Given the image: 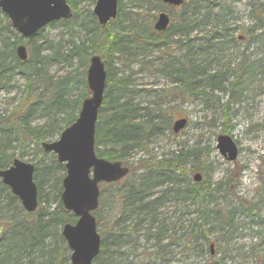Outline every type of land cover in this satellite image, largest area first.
<instances>
[{"label":"trees","instance_id":"trees-1","mask_svg":"<svg viewBox=\"0 0 264 264\" xmlns=\"http://www.w3.org/2000/svg\"><path fill=\"white\" fill-rule=\"evenodd\" d=\"M137 1L139 0H117V16L106 25H99L89 10L87 22L83 24L86 27V38L82 41L72 39L68 47L53 48L49 54L42 52L49 48H43L37 43L42 31L39 30L24 41L29 52L25 61L18 60L15 55V45L21 41V38L0 11V85L2 78L13 73L24 79L20 97L14 102L8 114L0 117L1 168L9 165L13 158H17L16 156H22V152L13 149L28 147L31 143L38 149L42 141L53 140L75 120L82 100L90 94L85 72L92 54H98L103 58L107 86L96 121L94 145L96 156L128 164L125 154L135 148L142 150L143 141L147 137L163 131L174 134L170 126L173 113L166 108L155 109L148 104L133 105L129 98L120 100L123 97L121 93L124 92L121 88L126 91L127 80L117 78L110 82L107 68L110 54H121L128 48L131 49L133 56H136L134 53H137L138 49L147 46L158 50V57L165 62L164 70L171 76L170 82L173 84L167 88L165 94L176 96L181 102L191 101L199 96L206 97L207 100L212 99L213 104L220 110L221 124L226 123L229 127V105L234 102L229 100L225 104H219L218 97L211 98L209 91L211 94L213 91L235 93L244 74H248V69L251 70L249 67L257 68L261 64L255 62L245 71L246 64L241 59L242 61L239 60L231 67H223L225 63L221 59L224 60L225 57L218 53L220 45L234 44L238 39L243 38L242 35L233 33L234 28L227 17L228 9L211 0L204 1L203 5L199 4V0H184L169 27L164 31L154 30L153 21L148 18V14L145 20L134 21L133 18H129L131 19L129 24H132L124 27L120 16L123 10L122 4L127 2L134 5ZM262 12L260 6L251 9L255 24L252 29L246 28V31L251 34L256 32L252 35L255 38L264 37ZM74 18L77 16L73 9L72 17L61 21L71 25ZM51 25L52 23L48 26ZM193 31L202 35L193 36L191 35ZM172 35H175V38L170 40L169 37ZM175 48L181 51L176 58L171 54ZM7 57L13 62L5 65L4 60ZM50 59L68 65L76 60L77 66L53 80L52 76L48 77L47 67H43L45 61ZM212 63L216 65L214 68H211ZM78 67L82 68L79 74L76 73ZM262 71L264 72V67ZM40 80H44L45 85H42L44 87L40 86ZM133 90V88L127 89L128 94ZM104 107L108 109L105 115L102 114ZM35 116L46 120L41 124L33 125L31 122ZM221 131L225 134L229 132L225 127L221 128ZM211 150L212 148L209 153ZM39 153H45L41 147ZM190 156L195 161L193 163L190 161V166L186 168L185 164ZM38 163L34 165L33 179L37 187L39 203V200H42L41 185L44 182L39 177L40 171L47 172L45 174L49 177L50 171H63L64 166L54 157L49 164H43L41 160ZM140 163L141 172L131 178L122 197L125 202L119 204L121 213L123 211L126 213L122 215L129 214L127 218L134 220H131L129 227L136 229L137 223L144 218L143 213L149 216L148 212L154 213L153 209L159 207L165 200H171L175 206L181 205L182 210L185 211L182 215L190 212L188 207L193 203L197 215L194 218L182 219L183 221L180 218L178 224L173 223V229L179 228L185 244L190 248L186 250H194L197 254L206 252L207 256L199 264H226L224 259L216 258L209 252L208 246L211 242L209 235L213 225L210 220L215 218L220 229L231 228L238 208L213 201L210 196L212 189L206 179L202 178L200 182L191 179L190 175L195 172L205 175L204 165L199 162V149L194 147L183 150L179 147L168 157H160L154 161L145 158L141 159ZM131 170L129 167V173ZM236 173L238 171L229 169L227 176L215 183L214 191L223 190L228 194L226 190L230 192L229 185L233 183ZM185 175L188 177L185 178ZM48 177L45 180L51 181L54 185V195L58 200L55 207L50 208L49 204L41 205L36 211L27 213L18 205L19 214L5 219L0 210V264H70L68 248L60 228L64 223L74 222L75 216L64 210L60 202V176L52 177L53 180ZM155 187L160 189L152 192ZM0 193L6 194L7 205H12L13 201L18 200L1 182ZM136 202L140 205H134ZM237 203L241 206V210L251 214L253 210L251 204L248 205L239 198ZM156 222L157 220L151 215L146 222L145 232L151 233V230L155 229L156 231L152 233L154 238L162 233L163 236L169 237L171 242L178 240L177 234L167 232L162 224L155 226ZM100 238L99 253L109 245L107 236L102 235ZM115 240L118 242L120 239L115 238Z\"/></svg>","mask_w":264,"mask_h":264},{"label":"rangeland","instance_id":"rangeland-1","mask_svg":"<svg viewBox=\"0 0 264 264\" xmlns=\"http://www.w3.org/2000/svg\"><path fill=\"white\" fill-rule=\"evenodd\" d=\"M68 1H70L72 11L73 9L76 11L77 18L72 19L71 25L57 20L51 26L42 29L37 43L43 48H49L42 51L44 54H49L53 48L68 47L72 39L82 41L86 38V27L83 24L87 22V13L92 9L94 1ZM204 1L206 0H199V4L203 5ZM211 1L224 5L228 9L227 17L230 25L234 28L233 33L243 36L234 44L220 45L218 53L225 57L224 60L221 59L225 63L223 67H231L232 64L242 59L246 64L245 71L249 65L255 62L261 64L259 65L261 68L250 66L251 70L248 69V74H244L235 93L233 91L229 94L224 91H213L211 94L209 91L211 98L218 97L219 104H225L229 100L234 102L229 105L228 127L226 123L221 124L220 110L213 104L212 99L207 100L206 97L199 96L194 100L181 102L176 96L165 94L167 88L173 84L170 82L171 76L167 75L168 73L164 70L165 62L158 57V50L147 46L144 49H138L139 52L134 53L136 56H133L129 48L121 54H110L107 61L110 82L112 83L117 78L127 80L126 91L121 88V91L124 92L121 93L123 97L120 100L129 98L133 105L148 104L155 109L166 108L173 113L170 126L177 117H186L187 123L183 129L173 135L163 131V133L147 137L143 141L142 150L135 148L125 154L126 162L132 169L130 173L116 182L100 184L99 206L94 211L96 228L100 237L104 235L109 238V245L102 252H98L93 264H199L207 256L206 252L197 254L194 250H186L189 245L185 244L179 228L173 229V223L178 224L180 218L181 220L189 219L197 215L194 212L195 205L193 203H190L191 206L188 207L190 212L182 215V212L185 211L182 210L181 205L175 206L171 200H165L161 205L159 204V207L153 209L154 213H146L149 216L143 213L144 218L137 223L136 229L129 227L130 222L134 220L127 218L130 216L129 214L122 215L125 211L121 213L119 208V204L125 202L122 197L125 195L129 181L141 172L140 160L150 158L154 161L160 157H168L179 147H182L183 150L194 147L199 149V162L203 163L205 168V175H202V178L208 181V185L212 189L210 191V196L214 199L212 200L238 208L234 214V224L231 228L220 229L215 218L210 220L213 224L209 235L214 245L213 255L216 258L224 259L226 264H260V262L264 264V72L262 71V67H264V37L255 38L252 35L256 32L251 34L246 31V28L252 29L255 24L251 13L254 6H260L264 15V0ZM122 9L120 16L124 27H129L132 24H129L131 21L129 18H133L134 21L145 20L146 14H148V18L154 21L160 10H166L173 19L178 12L177 7L166 6L161 0H139L134 5L123 2ZM195 34L202 35L195 31L191 33L193 36ZM174 38L175 35L169 37L170 40ZM180 53L181 51L175 48L171 54L176 58ZM169 58L171 59V57ZM50 61L51 59L46 60L43 67H47L48 77L52 76L53 80L77 66L76 60L70 65L60 61ZM12 62L9 57L4 60L5 65ZM214 66H216L215 63H212L211 68ZM81 70L82 68L78 67L76 73L79 74ZM43 81L40 80V86L45 85ZM23 83L24 79L14 73L1 79L0 117L4 114L7 115L12 109L14 102L20 97ZM130 88L134 90L128 94L127 89L130 90ZM106 90L105 83L104 92ZM106 113H108V109L104 107L102 114ZM45 120L35 116L31 123L33 125L41 124ZM223 127L229 130L226 134L233 138L238 148L237 157L233 161H228L221 156L215 147L216 136L224 133L221 131ZM39 147L37 149L31 143L28 147L13 150L23 153L20 157L16 156L17 158L34 165L39 164L40 160L43 164H49L55 155L52 152L40 154ZM41 150L43 151L42 148ZM190 161L193 163L195 160L191 159V156L188 157L186 168L190 166ZM231 168L238 173L235 174L233 183L231 182L229 185L230 192L226 190L228 194H225L223 190L214 191L215 183L223 180ZM41 171L39 177L44 182L41 185L42 200H39L38 206L49 204L50 208H53L58 202L54 195L55 188L51 181L45 180L48 177L45 174L47 172ZM64 171L56 170L54 172L52 170L49 172L48 178L53 180L52 177L58 176L57 178H59L60 176L62 182ZM61 172H63V176L60 175ZM187 177L188 175H185V178ZM190 177L192 179V175ZM61 182L60 186H62ZM157 189L160 187H155L152 192ZM5 195L0 193V210L4 214H1L3 219L18 215V205L22 208L19 200L13 201L12 205H7ZM168 196L171 199L170 195ZM238 198L244 200L248 205L251 204L250 206L253 207L251 214L240 209L241 206L237 203ZM134 205L139 206L140 204L136 202ZM151 215L157 220L155 226L162 224L167 232L177 234L178 240L171 242L170 238L163 236L162 233L159 234V237L154 238L152 233L156 231L155 229H152L151 233H146V222ZM115 238L120 240L117 242ZM50 242L52 243V239ZM68 252L70 251L68 250ZM261 259L263 260L261 261Z\"/></svg>","mask_w":264,"mask_h":264},{"label":"water","instance_id":"water-1","mask_svg":"<svg viewBox=\"0 0 264 264\" xmlns=\"http://www.w3.org/2000/svg\"><path fill=\"white\" fill-rule=\"evenodd\" d=\"M163 2L180 5L182 0ZM0 10L6 14L12 28L24 38L31 37L54 20L71 16L66 0H0ZM92 13L99 24L105 25L116 17L117 0H95ZM168 23L169 16L160 12L154 28L158 31L165 30ZM15 53L19 60H26L25 45H17ZM105 77L106 72L100 56L92 55L85 75L90 96L82 100L75 120L64 128L55 140L41 143L43 150L53 152L56 160L63 163L65 168L60 200L64 209L70 211L76 220L74 223H64L61 235L70 250L71 264H93L99 252L100 236L92 214L98 207L99 183L118 181L128 172V167L120 161L97 157L94 152L96 120L103 98ZM185 124L186 118H178L173 122L172 130L177 133ZM215 146L227 160L236 158L237 146L229 135L219 134ZM33 172L32 163L18 158H14L7 167L0 168L1 183L19 199L26 212L35 211L38 204ZM193 180L200 181L201 175L195 173ZM213 246V243L209 245L211 254Z\"/></svg>","mask_w":264,"mask_h":264},{"label":"bare ground","instance_id":"bare-ground-1","mask_svg":"<svg viewBox=\"0 0 264 264\" xmlns=\"http://www.w3.org/2000/svg\"><path fill=\"white\" fill-rule=\"evenodd\" d=\"M62 226H63V224H62ZM62 226H61V227H62ZM70 264H71V263H70Z\"/></svg>","mask_w":264,"mask_h":264}]
</instances>
